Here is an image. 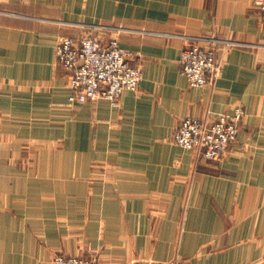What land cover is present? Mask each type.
Instances as JSON below:
<instances>
[{"label": "crops", "instance_id": "obj_1", "mask_svg": "<svg viewBox=\"0 0 264 264\" xmlns=\"http://www.w3.org/2000/svg\"><path fill=\"white\" fill-rule=\"evenodd\" d=\"M99 25L134 54L139 89L118 105H69L56 43ZM189 36L235 42L220 47L223 70L208 86L183 72ZM238 106L240 132L221 160L175 143L186 117ZM58 253L264 264V21L254 0H0V264H52Z\"/></svg>", "mask_w": 264, "mask_h": 264}, {"label": "built area", "instance_id": "obj_2", "mask_svg": "<svg viewBox=\"0 0 264 264\" xmlns=\"http://www.w3.org/2000/svg\"><path fill=\"white\" fill-rule=\"evenodd\" d=\"M264 21V0H254ZM97 29H112L108 25L89 26L79 37L62 36L55 47L58 66L68 76V104L76 105L96 99H107L118 105L125 90L137 91L142 68L131 63L134 54L120 45L116 37L104 38ZM182 50L180 63L192 86H208L220 77L223 70L222 45H235L207 36H189ZM245 116L242 106L233 113L223 112L213 118L188 116L176 128V144L192 151L197 157L221 160L240 132ZM52 264H102L94 256L58 253ZM145 264H165L148 260ZM175 264H180L176 262Z\"/></svg>", "mask_w": 264, "mask_h": 264}, {"label": "rangeland", "instance_id": "obj_3", "mask_svg": "<svg viewBox=\"0 0 264 264\" xmlns=\"http://www.w3.org/2000/svg\"><path fill=\"white\" fill-rule=\"evenodd\" d=\"M63 123V121H57L56 122V124L58 125V126H60L61 124ZM57 145L58 146H64L65 145V140L63 139V138H58L57 139ZM95 257V256H94Z\"/></svg>", "mask_w": 264, "mask_h": 264}]
</instances>
